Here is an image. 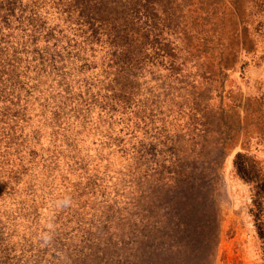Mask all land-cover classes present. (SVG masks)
I'll return each mask as SVG.
<instances>
[{"label": "trees", "instance_id": "trees-1", "mask_svg": "<svg viewBox=\"0 0 264 264\" xmlns=\"http://www.w3.org/2000/svg\"><path fill=\"white\" fill-rule=\"evenodd\" d=\"M227 1L198 48L151 0H0V264H218L232 153L264 260V101L224 103Z\"/></svg>", "mask_w": 264, "mask_h": 264}, {"label": "rangeland", "instance_id": "rangeland-1", "mask_svg": "<svg viewBox=\"0 0 264 264\" xmlns=\"http://www.w3.org/2000/svg\"><path fill=\"white\" fill-rule=\"evenodd\" d=\"M151 3L163 30L174 39L177 31L188 46L213 45V38L220 40L217 46L225 45L231 30L223 15L228 10L227 0H151ZM238 37L242 43L237 59L223 69V94L227 106L241 111L249 98L264 101V0L245 1ZM251 153L264 164V152L252 149ZM233 154L227 157L223 168L225 180L220 199L223 237L218 264H264L260 240L248 211L249 186L235 175Z\"/></svg>", "mask_w": 264, "mask_h": 264}]
</instances>
